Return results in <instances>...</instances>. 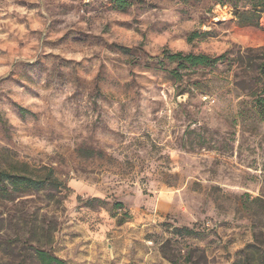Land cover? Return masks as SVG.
<instances>
[{
	"label": "rangeland",
	"instance_id": "obj_1",
	"mask_svg": "<svg viewBox=\"0 0 264 264\" xmlns=\"http://www.w3.org/2000/svg\"><path fill=\"white\" fill-rule=\"evenodd\" d=\"M126 1L0 0V168L59 182L0 183V264H231L264 245V1Z\"/></svg>",
	"mask_w": 264,
	"mask_h": 264
},
{
	"label": "trees",
	"instance_id": "obj_2",
	"mask_svg": "<svg viewBox=\"0 0 264 264\" xmlns=\"http://www.w3.org/2000/svg\"><path fill=\"white\" fill-rule=\"evenodd\" d=\"M187 1V0H184ZM258 2H263L264 0H257ZM114 4L119 8H124L127 5L126 0H114ZM264 5V3H262ZM256 6V5H255ZM192 37L196 36V32L191 34ZM190 39V37H189ZM166 57L170 61H175L180 66L183 63L195 67V66H208L216 63L219 58L210 57L203 53H185L181 51L177 52H166ZM261 108L264 106V99L261 98ZM259 103V102H258ZM8 182L12 188H33L40 189L44 185H58V180L48 172L43 178H34L25 174H20L17 172H10L0 168V183ZM190 233V230H187ZM242 260L235 261L231 264H264V245L261 247H256L250 249L246 247L242 251ZM34 257L38 264H67L65 260L57 257L50 250H44L35 248Z\"/></svg>",
	"mask_w": 264,
	"mask_h": 264
}]
</instances>
